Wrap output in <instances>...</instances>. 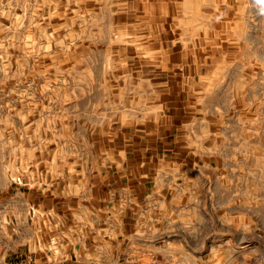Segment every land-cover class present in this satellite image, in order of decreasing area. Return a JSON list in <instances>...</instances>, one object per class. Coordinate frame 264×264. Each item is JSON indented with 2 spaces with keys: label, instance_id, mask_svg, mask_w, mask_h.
Listing matches in <instances>:
<instances>
[{
  "label": "rangeland",
  "instance_id": "obj_1",
  "mask_svg": "<svg viewBox=\"0 0 264 264\" xmlns=\"http://www.w3.org/2000/svg\"><path fill=\"white\" fill-rule=\"evenodd\" d=\"M133 2L0 0V81H20L6 87L8 98L0 101V182L13 184L46 152L29 149L31 136L55 148L72 143L78 130L85 132L79 122L125 115L157 93L148 62L163 55L143 50L162 38L143 36L147 25ZM214 3L198 6L214 21L166 23L170 42L193 49L175 56L184 68L166 71V86L184 78L207 96L221 114L219 144L230 160L228 184L215 183L213 196L197 199L198 207L213 212L181 218L187 241L196 240L199 251L221 242L224 221L241 233V264H264V0H241L230 14ZM17 135L22 149L14 148ZM222 206L229 213H217Z\"/></svg>",
  "mask_w": 264,
  "mask_h": 264
},
{
  "label": "crops",
  "instance_id": "obj_2",
  "mask_svg": "<svg viewBox=\"0 0 264 264\" xmlns=\"http://www.w3.org/2000/svg\"><path fill=\"white\" fill-rule=\"evenodd\" d=\"M214 2L134 0L147 25L143 36L162 38L143 50L163 55L148 62L157 93L143 96L125 115L79 122L85 132L78 130L72 143L55 148L53 141L30 137V150L46 152L13 184L0 182V264H150L156 258L161 264H241V233L224 221L220 243L199 251L196 240L186 239L181 215L213 212L198 207L197 199L213 196L215 183L228 184L230 160L219 144L220 112L184 78L167 87L165 77L184 68L177 54L193 52L169 41L166 23L214 21L212 12L198 13V6L213 8ZM216 2L229 14L241 5ZM18 82L0 81L1 102L6 87ZM32 125L37 133V121ZM13 145L22 149L20 135ZM59 149L68 152H53Z\"/></svg>",
  "mask_w": 264,
  "mask_h": 264
},
{
  "label": "built area",
  "instance_id": "obj_3",
  "mask_svg": "<svg viewBox=\"0 0 264 264\" xmlns=\"http://www.w3.org/2000/svg\"><path fill=\"white\" fill-rule=\"evenodd\" d=\"M150 264H161V260L156 258ZM175 264H185V263H183L182 261H176Z\"/></svg>",
  "mask_w": 264,
  "mask_h": 264
}]
</instances>
